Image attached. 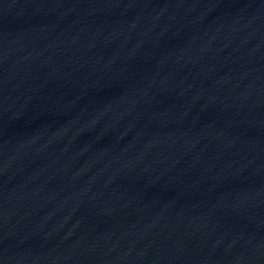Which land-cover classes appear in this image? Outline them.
Segmentation results:
<instances>
[{
  "label": "water",
  "instance_id": "water-1",
  "mask_svg": "<svg viewBox=\"0 0 264 264\" xmlns=\"http://www.w3.org/2000/svg\"><path fill=\"white\" fill-rule=\"evenodd\" d=\"M0 264H264V0H0Z\"/></svg>",
  "mask_w": 264,
  "mask_h": 264
}]
</instances>
